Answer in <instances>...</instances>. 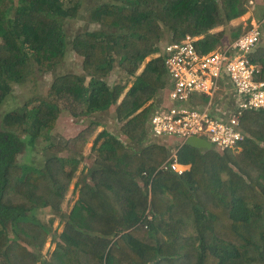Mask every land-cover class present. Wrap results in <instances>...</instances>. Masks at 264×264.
<instances>
[{
  "label": "trees",
  "instance_id": "16d2710c",
  "mask_svg": "<svg viewBox=\"0 0 264 264\" xmlns=\"http://www.w3.org/2000/svg\"><path fill=\"white\" fill-rule=\"evenodd\" d=\"M250 2L256 13V0H0V105L14 84L27 94L0 114V264H264V109L240 116V152L179 147L181 176L164 169L173 144L148 140L147 123L167 88L161 42L198 37L199 54L220 51L249 30L231 22ZM80 16L75 74L63 28ZM247 58L264 80V41ZM150 194L164 210L127 230Z\"/></svg>",
  "mask_w": 264,
  "mask_h": 264
},
{
  "label": "built area",
  "instance_id": "2783aa9c",
  "mask_svg": "<svg viewBox=\"0 0 264 264\" xmlns=\"http://www.w3.org/2000/svg\"><path fill=\"white\" fill-rule=\"evenodd\" d=\"M262 25L264 18L252 22L247 33L214 53L199 54L193 45L195 39L190 37L162 46L167 72L163 97L170 104L159 105L149 118V130L154 137L203 138L219 151L237 146L242 140L238 130L240 116L249 109L264 108V80L258 79V66L247 58L264 37ZM219 83L229 85L237 103L236 112L225 122L209 113ZM193 96H204L205 106L200 108Z\"/></svg>",
  "mask_w": 264,
  "mask_h": 264
},
{
  "label": "rangeland",
  "instance_id": "374dc122",
  "mask_svg": "<svg viewBox=\"0 0 264 264\" xmlns=\"http://www.w3.org/2000/svg\"><path fill=\"white\" fill-rule=\"evenodd\" d=\"M257 3L260 4L259 9H256L254 12H256V14H262V11H264V0H256ZM93 3V0H85V3H83L84 5H91ZM255 6V4H254ZM260 8L263 10L261 11ZM251 6L249 7L248 11L245 12L241 17L233 20L231 22L232 26H238L241 25L242 28L244 29L247 24H248V20H249V12L251 11ZM253 12V11H252ZM247 13V14H246ZM85 17L84 16H80L78 19L74 20V21H66L64 24V33L66 34V66L70 67L73 72L75 74H82L81 71V59L77 56L74 55L73 51L70 49L71 45H70V41L72 40V38L77 34V32H79L81 29L84 28L85 26ZM90 30L94 29V25L89 26ZM260 31L263 33L264 32V25L261 26ZM228 37V36H227ZM228 40H225L224 42H227ZM262 41H264V39H262ZM167 42V39L165 38L162 42H161V46L163 44H165ZM61 72V70H60ZM117 69L115 70V72L110 73L107 77V84L109 86H112L113 83L116 81L117 79ZM44 82H42V86L43 87H47L49 85V81H50V75H47L44 79ZM219 90L214 94L213 98H212V106L209 110V113H215V114H219V119H224L225 118V112H231L232 114L235 113V107H236V101L234 98V94L233 92L230 90L229 85H225V86H221L219 83ZM162 93V92H161ZM19 94H21V90L19 89V86L14 84L12 85V93H11V97L7 96L4 101L2 102V104L0 105V114L6 113L8 111H13L16 110L17 108L21 107L24 100L27 97V94L24 93L21 96L17 97ZM163 96V95H162ZM193 100L198 104V106L200 108H203L205 106L206 103V99L204 96H193ZM157 103H159L161 106H164L166 104H170L168 103L167 99H165L164 97H161ZM155 103H152V106H154ZM154 107H152V111H153ZM232 110V111H231ZM100 131V130H99ZM148 132H149V136L150 135V131H149V125H148ZM94 139V137H92V140ZM120 139L123 142H126V140L120 136ZM91 140V142H92ZM165 139L163 138H159L156 141L160 144H167V145H171L173 144V148L177 147V141L171 139L169 142L164 141ZM91 142H89V144H87L86 147L90 146ZM41 148V144H38L34 149V152H31V156H34L38 153V150ZM221 153V152H220ZM84 154L86 155V150L84 151ZM24 156V154H23ZM22 156V157H23ZM21 157V158H22ZM20 158V159H21ZM176 159V153H170L168 159ZM88 164V161H87ZM90 164V163H89ZM72 189V184L69 186V191ZM72 203H70L71 205ZM63 212H68L66 211V208L63 207ZM58 213H54L53 215H51L49 212H45V211H41L38 214V218L43 219L44 222H51L50 225V230L51 231H56L59 232L60 229H62V225L59 224V216L56 215ZM49 225V224H47ZM50 231V232H51ZM50 239H47L46 243L44 244V248L42 250L43 254L46 251H50L53 249L54 245L50 244Z\"/></svg>",
  "mask_w": 264,
  "mask_h": 264
},
{
  "label": "clouds",
  "instance_id": "9594fccd",
  "mask_svg": "<svg viewBox=\"0 0 264 264\" xmlns=\"http://www.w3.org/2000/svg\"><path fill=\"white\" fill-rule=\"evenodd\" d=\"M251 6V8L253 7V2H250L249 3V5H247V9H249V7ZM248 11V10H247ZM251 12H252V9H251ZM264 18V17H263ZM250 20V28H249V30L251 29V27H252V22H255V21H258V19L257 18H255V17H252V19H249ZM248 20V21H249ZM91 26V25H90ZM89 28V27H88ZM248 30V31H249ZM247 31V32H248ZM247 32H245V33H247ZM244 33V34H245ZM243 35V34H242ZM241 36V35H240ZM185 37H190V38H193V39H195V43H196V41L199 39L198 37H191V36H185ZM239 37V36H238ZM263 39H264V37H262ZM184 39V38H183ZM182 39V40H183ZM181 41V40H180ZM166 43H168V42H166ZM228 43V44H227ZM233 42H224V45L222 46V48H224L225 46H228V45H230V44H232ZM164 45V44H163ZM162 45V46H163ZM162 46H161V48H162ZM219 50H215V51H211L212 53H214V52H218ZM211 52H208V53H211ZM253 64V63H252ZM259 79V78H258ZM260 80V79H259ZM163 97V96H162ZM160 104L159 103H157V101L155 102V104H154V109H153V111L159 106ZM264 108H261L260 110H263ZM152 111V112H153ZM152 112H151V114H152ZM151 114H150V116H151ZM150 118V117H149ZM148 122H149V120H148ZM147 122V123H148ZM150 131V130H149ZM241 134H242V132H241ZM150 135L151 136H149V138H148V140H150V139H153V138H158V137H154L152 134H151V132H150ZM119 137V138H118ZM118 137H116V138H118V139H120V136H118ZM191 138V137H190ZM195 138H198V137H195ZM163 139H166V138H163ZM173 140H176L177 141V147L176 148H171V150L169 151V154L170 153H176L177 151H178V149H179V147H181V146H183V145H185L184 143H185V141L188 139H176V138H172ZM198 139H201V140H204V141H206L205 139H203V138H198ZM121 140V139H120ZM243 140H244V135L242 134V140L237 144V146H235V147H233L232 149L234 150L235 148H237V150L236 151H238V152H240L241 151V148H239V144L241 143V142H243ZM165 141V140H164ZM121 142L122 143H125V142H123L122 140H121ZM207 142V141H206ZM208 144H209V142H207ZM87 144H89V143H87ZM210 145V144H209ZM91 146H92V142H91V144H90V148H91ZM210 149H215L212 145H210ZM207 150H209V149H207ZM215 150H217V149H215ZM227 150H229V149H227ZM219 151V150H218ZM219 152H222V151H219ZM166 164H165V166H164V169H167V168H169V170H170V172H174L176 175H178V176H181V175H183L185 172H187L189 169H190V165H182V164H179L177 161H176V159H173L172 161H171V159H168L167 160V162H165ZM168 164V165H167ZM163 165V164H162ZM161 165V166H162ZM160 166V167H161ZM177 167H183V169H178ZM142 176H147L145 173H142ZM156 200H158V201H160V203H161V205H159V204H157L156 203ZM163 201H162V199H160V198H155V197H152L151 196V194L148 196V202H146V206L148 205V207H147V209L145 208V210L143 211V213H142V216H139V218H138V220L136 221V223L131 227V228H129V229H127V230H132V229H135V228H138V229H142V230H146L147 229V225H146V222L147 221H152V219H153V216H152V213H151V209L153 210V213H155V214H157V213H161L163 210H164V206H163ZM144 222V223H143ZM46 243V242H45ZM49 245H50V242H49ZM44 248V247H43ZM42 253V252H41Z\"/></svg>",
  "mask_w": 264,
  "mask_h": 264
},
{
  "label": "water",
  "instance_id": "95a60500",
  "mask_svg": "<svg viewBox=\"0 0 264 264\" xmlns=\"http://www.w3.org/2000/svg\"><path fill=\"white\" fill-rule=\"evenodd\" d=\"M185 145L190 146L192 148H198V149H210V145L201 139L195 138V137H191L188 138L185 143ZM23 156V152H21L20 154H18L16 156V161L20 160V158Z\"/></svg>",
  "mask_w": 264,
  "mask_h": 264
},
{
  "label": "crops",
  "instance_id": "0c3cea01",
  "mask_svg": "<svg viewBox=\"0 0 264 264\" xmlns=\"http://www.w3.org/2000/svg\"><path fill=\"white\" fill-rule=\"evenodd\" d=\"M246 14H247V13H246ZM248 14H249V15H248V16H249V19H252L253 16H256V17H260V16H261V15H257L256 13H253V12H251V11H250ZM86 151H89V152H90V146L86 147ZM72 187H73V186H72ZM118 200H119V199H118ZM117 208L120 209V210H118V213H119L120 215H122V216L124 217V219L127 220L126 223H130V220H129L130 217H129L128 215H126L125 213H122V208H123L122 205H121V207L117 206ZM62 209H63V207H62ZM137 216H138V215H137ZM137 216H136V217H137ZM137 219H138V218H137ZM136 221H137V220H136ZM136 221L133 223V225L136 223ZM133 225H132V226H133ZM60 230H61V229H60ZM52 245H53V244H52ZM45 253H46V252H45ZM45 253L43 254V252H42L43 255H45Z\"/></svg>",
  "mask_w": 264,
  "mask_h": 264
},
{
  "label": "bare ground",
  "instance_id": "6f19581e",
  "mask_svg": "<svg viewBox=\"0 0 264 264\" xmlns=\"http://www.w3.org/2000/svg\"><path fill=\"white\" fill-rule=\"evenodd\" d=\"M178 169H180V167H177Z\"/></svg>",
  "mask_w": 264,
  "mask_h": 264
},
{
  "label": "flooded vegetation",
  "instance_id": "af4514ba",
  "mask_svg": "<svg viewBox=\"0 0 264 264\" xmlns=\"http://www.w3.org/2000/svg\"><path fill=\"white\" fill-rule=\"evenodd\" d=\"M23 154H24V152H23Z\"/></svg>",
  "mask_w": 264,
  "mask_h": 264
}]
</instances>
